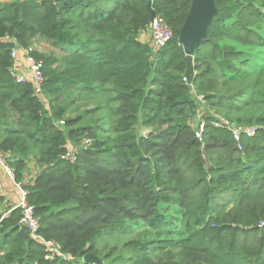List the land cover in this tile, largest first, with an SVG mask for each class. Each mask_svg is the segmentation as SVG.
Segmentation results:
<instances>
[{
  "label": "trees",
  "instance_id": "trees-1",
  "mask_svg": "<svg viewBox=\"0 0 264 264\" xmlns=\"http://www.w3.org/2000/svg\"><path fill=\"white\" fill-rule=\"evenodd\" d=\"M147 2L0 1V155L23 182L35 159L28 201L38 232L65 255L45 260L15 208L0 220V264H93L86 253L103 264H155L153 254L164 250L174 252L167 264H264V111L256 108L264 59L244 49L264 48V0H214L218 13L194 54L193 91L182 79L178 40L191 0H151L172 30L156 51L139 38L150 22ZM4 35L20 46L45 37L67 51L60 59L33 53L44 63L42 96L11 77ZM70 88L94 89L105 121L75 126L82 118L64 120L63 109L49 115L46 101ZM199 94L230 121L258 125L241 149L208 110L203 141L195 137ZM75 144L76 160L62 158ZM140 226L159 238L131 260L105 262L114 250L105 254L96 239Z\"/></svg>",
  "mask_w": 264,
  "mask_h": 264
},
{
  "label": "built area",
  "instance_id": "built-area-1",
  "mask_svg": "<svg viewBox=\"0 0 264 264\" xmlns=\"http://www.w3.org/2000/svg\"><path fill=\"white\" fill-rule=\"evenodd\" d=\"M143 33L146 34L144 42L149 43L155 51L165 46L172 38V30L166 23L163 16L157 13L155 17L149 22L147 30ZM1 38L12 43V47L10 49V55L13 60V64L10 67L11 77L17 83H23L27 81L31 82L33 85L34 95L42 96L43 84L45 81L43 61L41 59L35 58L32 48L18 45L14 37L4 35ZM19 50H23V55L26 59V65L24 68L17 66L15 63L19 58ZM182 79L186 82V77L184 75ZM196 97L202 104H205L203 95L199 94L196 95ZM198 110L200 113L197 114V117L194 120V135L199 141L202 142L207 119L205 116H203L204 113L202 107H199ZM209 113L213 116V119L211 120L212 125L215 127H225L231 131L232 138L237 143L238 149L242 148V136H253L258 128L256 125L237 124L211 111H209ZM62 124H64L63 119L57 120L55 122L56 126H60ZM89 142L90 139H84L82 145L85 146ZM78 147L79 146L67 150L61 157L70 162H74L76 160V152ZM0 165L3 167L8 177L12 180L17 191V201L12 209L18 208L20 210V226H22L28 232L29 237L33 241L43 246L45 260L54 261L58 259V257H64L65 255L61 252L58 245L53 240L46 239L41 233L38 232L40 226L39 220L34 213V206L28 201V190L25 187V184L28 182L15 180L14 170L9 165L6 157L3 155H0ZM4 216L5 215H1L0 220Z\"/></svg>",
  "mask_w": 264,
  "mask_h": 264
},
{
  "label": "rangeland",
  "instance_id": "rangeland-1",
  "mask_svg": "<svg viewBox=\"0 0 264 264\" xmlns=\"http://www.w3.org/2000/svg\"><path fill=\"white\" fill-rule=\"evenodd\" d=\"M28 47L32 48V51H34V53L36 54L45 56L51 55L59 59L62 58L67 52L64 50V47L62 45L54 44L52 40L41 36L32 37L29 41ZM244 49L247 50L259 63L264 59V48L254 47ZM23 57L25 56L23 55ZM98 98V94L94 89L82 90L81 88H70L68 92L52 95L50 101H46V107L49 110V115H52L53 118H56L55 113L59 109H63L65 110V113L63 115L64 120L67 118H82L79 123L75 124V126H94L96 124L104 122V116L107 115V112L105 110H101L99 108L102 102ZM198 102L199 106L203 109V113H206V111L208 110L231 120L226 115L222 113L220 114V112L214 111V109L210 107V109H208V105L202 104L200 101ZM256 108H259L258 112L264 111V102H262L261 105H257ZM199 113L200 111L196 110V114ZM250 114H253V110L245 111L246 116H249ZM233 122L240 124V122ZM241 124L258 126L255 123ZM63 128L66 131V126H64ZM76 147L77 144H75L73 148ZM29 160L30 161H28L27 165L31 166L37 164L33 157H31ZM157 238L159 237H156V233L154 230L140 226L138 228H134L131 232L122 234L113 235L109 232H104L100 238L96 239V244L98 246V249L102 250L105 254L111 253V250H114L112 256L105 259V262H112L117 258H122V260L133 259L139 254V250L141 251V249H139V246L141 244H147V242H150L151 240H157ZM173 254L174 252L172 250H164L162 252L153 254L152 260L155 262V264H167L168 259L171 258Z\"/></svg>",
  "mask_w": 264,
  "mask_h": 264
},
{
  "label": "water",
  "instance_id": "water-1",
  "mask_svg": "<svg viewBox=\"0 0 264 264\" xmlns=\"http://www.w3.org/2000/svg\"><path fill=\"white\" fill-rule=\"evenodd\" d=\"M57 5L61 6L60 2ZM147 6L150 12V21L155 17L156 11L148 0ZM218 9L214 0H191L189 11L182 26L179 29L178 40L183 48L185 58L184 76L190 91H193L194 54L198 45L207 40L209 25L217 15ZM86 263L103 264L100 257L93 253H86L83 256Z\"/></svg>",
  "mask_w": 264,
  "mask_h": 264
},
{
  "label": "crops",
  "instance_id": "crops-1",
  "mask_svg": "<svg viewBox=\"0 0 264 264\" xmlns=\"http://www.w3.org/2000/svg\"><path fill=\"white\" fill-rule=\"evenodd\" d=\"M6 1V0H0ZM146 34H139L141 40H145ZM23 50H19V58L15 62L17 66L24 68L26 65V59L23 57ZM30 161V160H29ZM34 166V167H33ZM39 171L37 164L27 165L25 170V181H31L35 174ZM17 201V191L14 187L12 180L8 177L3 167L0 165V217L1 215H7L12 210Z\"/></svg>",
  "mask_w": 264,
  "mask_h": 264
}]
</instances>
